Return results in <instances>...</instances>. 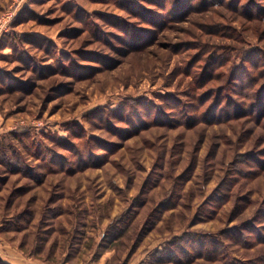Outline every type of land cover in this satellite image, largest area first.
Returning a JSON list of instances; mask_svg holds the SVG:
<instances>
[{"label":"rangeland","instance_id":"rangeland-1","mask_svg":"<svg viewBox=\"0 0 264 264\" xmlns=\"http://www.w3.org/2000/svg\"><path fill=\"white\" fill-rule=\"evenodd\" d=\"M0 264H264V0H0Z\"/></svg>","mask_w":264,"mask_h":264}]
</instances>
